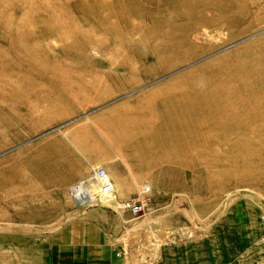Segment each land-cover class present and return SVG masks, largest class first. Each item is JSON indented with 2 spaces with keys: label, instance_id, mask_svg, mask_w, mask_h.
Listing matches in <instances>:
<instances>
[{
  "label": "rangeland",
  "instance_id": "rangeland-1",
  "mask_svg": "<svg viewBox=\"0 0 264 264\" xmlns=\"http://www.w3.org/2000/svg\"><path fill=\"white\" fill-rule=\"evenodd\" d=\"M263 30L264 0H0V198L14 207L16 177L30 189L44 155H63L46 139L69 119L133 109L106 123H146L133 155L161 153L168 177L126 199L69 193L94 225L78 233L104 219L106 247L131 264H264ZM102 139L90 135V155ZM67 196L46 210L40 196V234L74 229ZM135 199L132 217L121 206Z\"/></svg>",
  "mask_w": 264,
  "mask_h": 264
},
{
  "label": "crops",
  "instance_id": "crops-1",
  "mask_svg": "<svg viewBox=\"0 0 264 264\" xmlns=\"http://www.w3.org/2000/svg\"><path fill=\"white\" fill-rule=\"evenodd\" d=\"M131 110L133 109H112V111L101 113L95 122L76 118L69 119L62 137L46 139L49 147L48 152L52 145L54 147L62 146L63 155L51 153L44 155L48 164L47 168L31 171L30 189L19 182L16 177L14 207L10 206L8 209L7 199L5 198L6 200L3 201L0 198V264L133 263L130 258L114 259L113 249L111 246L106 247L104 219L101 220V225L97 222L95 234L78 233L82 226L92 228L91 231L94 232V225L89 224L87 220L84 223L80 222L81 218L75 214L80 207L76 206L69 195V189L82 180H86L95 165L106 169L114 192L120 199H126L136 194L139 185L146 179L153 180L152 182L155 184L154 180L158 181L168 177L169 160L167 157L164 158L161 153H158L157 157L149 156L142 159L133 155L137 143L145 141L146 123L140 121L136 125H132L129 120H114L111 126L106 123L108 119H112V116L119 118L128 116ZM135 110L138 115L145 113L144 109ZM108 126L109 128H107ZM133 126L136 127L135 129L141 130V133L134 139L128 140L129 130ZM105 130L113 131L112 143L105 140ZM95 132L98 137L99 134L102 135V144H98L100 146L98 155H90L88 141L90 135ZM61 157L62 170L56 169L59 166L51 168L50 164L61 162ZM23 190L25 192H22ZM20 192L22 193L19 194ZM60 192L64 196L68 195V204L66 203L68 215H73L68 218V228L74 229L72 231L68 229V233L40 234V196L43 198L41 200L46 203L43 208L50 206L53 209L56 195ZM19 195L21 196L18 197ZM8 211L9 223H7ZM86 213L93 215L95 212L93 210ZM45 222L47 225L48 221ZM164 260L162 258L160 264H171L168 258ZM181 264L183 263L181 262Z\"/></svg>",
  "mask_w": 264,
  "mask_h": 264
},
{
  "label": "built area",
  "instance_id": "built-area-1",
  "mask_svg": "<svg viewBox=\"0 0 264 264\" xmlns=\"http://www.w3.org/2000/svg\"><path fill=\"white\" fill-rule=\"evenodd\" d=\"M93 183L96 190H87V186ZM97 186V187H96ZM70 195L78 204H85L91 202V200L100 201H111L113 197V186L110 182V178L106 170L102 167L94 168L91 176L85 181L78 183L77 185L69 189ZM89 192H92L91 194ZM89 193V194H88ZM122 209L126 211L130 216L136 217L138 214L144 210V205L137 200L124 201L122 204ZM135 264H151L149 261H141Z\"/></svg>",
  "mask_w": 264,
  "mask_h": 264
},
{
  "label": "bare ground",
  "instance_id": "bare-ground-1",
  "mask_svg": "<svg viewBox=\"0 0 264 264\" xmlns=\"http://www.w3.org/2000/svg\"><path fill=\"white\" fill-rule=\"evenodd\" d=\"M175 123H176V122H175ZM173 136H174V135H173ZM94 186H95V185H94L93 183H90L89 186H87V187H88L87 190H88V191H89V189H90V190H96V189H93V188H95ZM145 186H146V188L143 189V191H144V192L149 191V186H148V185H145ZM96 187H97V186H96ZM89 193L91 194L92 192H89ZM89 193H88V194H89Z\"/></svg>",
  "mask_w": 264,
  "mask_h": 264
},
{
  "label": "water",
  "instance_id": "water-1",
  "mask_svg": "<svg viewBox=\"0 0 264 264\" xmlns=\"http://www.w3.org/2000/svg\"><path fill=\"white\" fill-rule=\"evenodd\" d=\"M264 31V30H263ZM179 70V69H178ZM164 77V76H163ZM163 77H161V78H163ZM141 88V87H140ZM140 88H138V89H140ZM138 89H135V90H133L132 92H134V91H136V90H138ZM132 92H130V93H132Z\"/></svg>",
  "mask_w": 264,
  "mask_h": 264
}]
</instances>
